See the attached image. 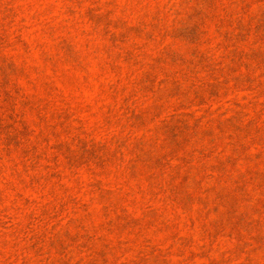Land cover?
<instances>
[{"label":"rangeland","instance_id":"1","mask_svg":"<svg viewBox=\"0 0 264 264\" xmlns=\"http://www.w3.org/2000/svg\"><path fill=\"white\" fill-rule=\"evenodd\" d=\"M0 264H264V0H0Z\"/></svg>","mask_w":264,"mask_h":264}]
</instances>
